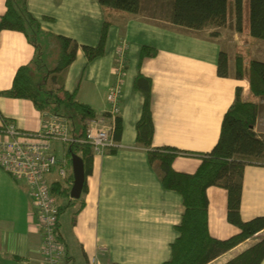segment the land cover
<instances>
[{
  "label": "crops",
  "instance_id": "obj_1",
  "mask_svg": "<svg viewBox=\"0 0 264 264\" xmlns=\"http://www.w3.org/2000/svg\"><path fill=\"white\" fill-rule=\"evenodd\" d=\"M27 4L42 30L50 33L42 38L46 51L59 53L53 34L73 38L79 45L96 46L103 23L109 22L104 55L88 61L80 47L75 61L55 81L57 87L63 85L65 90L76 92V100L90 105L96 116L109 108L107 95L114 82L117 48L127 44L120 111L123 132L116 152L93 155L87 191L81 199L72 203L71 196L59 200L64 207L59 212L58 228L66 246V264H90L94 257L101 264H163L171 258V245L179 236L177 225L185 207L178 192L163 187L149 162L148 149L136 140L144 95L134 81L139 73L152 81V147L183 152L174 160V169L194 173L202 161L200 155L210 152L218 142L236 88L243 89L245 100L259 103L262 99L251 94L247 77L250 60L264 61V40L249 36L248 0L244 2L242 31L236 28L233 1H229L225 27L201 30L169 22L165 1L141 0L137 13L105 7L98 0H27ZM5 10V0H0V17ZM214 31L218 34L212 35ZM144 45L156 48L157 55L139 63ZM222 51L228 54L227 77L217 74ZM34 54L35 48L24 33L0 32V126L11 120L24 130L41 127L43 111L31 100L1 94L12 87L18 68L28 64ZM237 56L244 59L243 79L236 77ZM69 126L71 136L77 137L81 132L78 125L71 127L69 120ZM52 146L58 158L65 157L63 143L53 140ZM66 162L67 177L63 179L55 166L47 175L50 184L70 180L73 166ZM207 196L210 234L226 239L239 233V227L227 219V190L213 185ZM262 215L264 163L251 162L244 168L241 217L249 221ZM263 236L264 230L208 264H224ZM42 241L28 184L0 166V264H43Z\"/></svg>",
  "mask_w": 264,
  "mask_h": 264
},
{
  "label": "trees",
  "instance_id": "obj_2",
  "mask_svg": "<svg viewBox=\"0 0 264 264\" xmlns=\"http://www.w3.org/2000/svg\"><path fill=\"white\" fill-rule=\"evenodd\" d=\"M103 6L127 13H137L141 9V0H98ZM167 2L168 13L165 18L174 25L201 30L210 26L225 27L228 20L229 1L231 0H161ZM236 16V28L242 31L245 0H232ZM6 10L0 17V32L15 30L24 33L34 46L33 59L18 68L12 87L1 92L12 98L31 100L39 111L65 115L70 121L74 115L66 113L65 107H70L77 115L82 130L75 137L77 140L85 137L87 118L95 117L93 108L76 100V92H69L60 85L56 90L47 86L49 76L58 80L59 74L75 61L77 51L81 47L88 61H92L105 53L109 32V22L105 21L101 30L99 43L96 46L79 45L70 37L52 35L59 43V56L54 68L45 71V53L43 36L46 33L41 28V22L29 11L27 0H5ZM249 36L256 40H264V0H248ZM214 31L212 35H217ZM157 55V49L142 46L140 60ZM52 74V75H51ZM217 74L221 77L229 75L228 54L222 51L217 62ZM245 75L244 59L236 57V77L243 79ZM247 77L250 92L253 96L264 97V61L252 59L249 61ZM134 86L144 95V103L140 119L136 124V140L148 149L149 162L159 175L165 189L178 192L185 207L177 230L179 236L171 245V258L163 264H208L221 254L235 248L242 242L252 238L264 230V215L249 221L241 217V198L243 191V176L246 164L251 162L264 163V135L255 131L259 103L252 99L245 100L243 89L236 88L235 98L224 114L220 136L213 149L200 155L202 161L194 173L180 172L174 169L173 162L183 152L171 148H153L154 134L153 116L151 111V86L149 77L139 73ZM62 97H60V95ZM65 106V107H64ZM73 116V117H72ZM71 121V127H75ZM123 132L122 118L117 117L115 141L121 140ZM65 158L72 163V156L78 155L84 163L85 181L82 195L87 191V177L92 172L93 153L91 145L80 141L65 144ZM107 152H116V147ZM71 180V181H70ZM66 183L54 182L51 192L60 199L71 196L74 175ZM70 182V185H67ZM219 186L227 190V219L239 227L240 231L226 239L213 237L209 232V200L207 189ZM81 197L79 199H81ZM79 199H70V203ZM83 206V204L81 205ZM64 207L59 205V212ZM264 260V236L248 249L228 260L224 264H261Z\"/></svg>",
  "mask_w": 264,
  "mask_h": 264
},
{
  "label": "built area",
  "instance_id": "obj_3",
  "mask_svg": "<svg viewBox=\"0 0 264 264\" xmlns=\"http://www.w3.org/2000/svg\"><path fill=\"white\" fill-rule=\"evenodd\" d=\"M127 44L117 48L114 64V82L107 95L108 110L101 115L87 118L85 137L77 140L71 136L69 119L65 115L43 111V120L38 130L20 129L11 121H3L0 126V166L14 179L24 180L33 197L34 206L43 231L41 252L43 264H66V246L59 233V202L51 192L47 179L50 171L58 166L59 175L67 177L66 158H58L52 141L59 140L64 145L80 141L92 147V153L104 154L116 147L115 131L117 117L121 111ZM259 136L264 135V98L259 101L256 119ZM255 125V127H256ZM90 264H101L97 257Z\"/></svg>",
  "mask_w": 264,
  "mask_h": 264
},
{
  "label": "rangeland",
  "instance_id": "obj_4",
  "mask_svg": "<svg viewBox=\"0 0 264 264\" xmlns=\"http://www.w3.org/2000/svg\"><path fill=\"white\" fill-rule=\"evenodd\" d=\"M143 1H161V0H143ZM232 1V0H231ZM245 1H247V0H245ZM161 13H164L165 14V11L164 12H161ZM58 56H59V53H58V51H54V50H49L48 49V51H46V53H45V58H44V60H45V63H46V68H45V71L44 70H42L41 72H40V74H38L40 77H41V75H42V73H45L46 71H48L49 69H52V67L53 66H55V64L57 63V60H58ZM52 75V74H51ZM47 86L48 87H50V88H52V89H55V88H58L57 87V84H55V80H52L51 79V76H49V79H48V83H47ZM60 95V97H62V95L61 94H59ZM65 107V106H64ZM64 112H68V113H72L73 115H74V117H73V119H71V121L72 122H75L77 125H78V127H79V130L81 131L82 130V123H80V121H79V118L77 117V115H75L73 112H72V110H71V108L70 107H65V111ZM71 121H70V123H71ZM75 124V125H76ZM85 124V123H84ZM62 143V142H61ZM59 156V155H58Z\"/></svg>",
  "mask_w": 264,
  "mask_h": 264
},
{
  "label": "water",
  "instance_id": "obj_5",
  "mask_svg": "<svg viewBox=\"0 0 264 264\" xmlns=\"http://www.w3.org/2000/svg\"><path fill=\"white\" fill-rule=\"evenodd\" d=\"M72 166L74 182L71 188V197L73 199H79L81 197L85 181L84 163L80 156L75 154L72 156Z\"/></svg>",
  "mask_w": 264,
  "mask_h": 264
},
{
  "label": "bare ground",
  "instance_id": "obj_6",
  "mask_svg": "<svg viewBox=\"0 0 264 264\" xmlns=\"http://www.w3.org/2000/svg\"><path fill=\"white\" fill-rule=\"evenodd\" d=\"M11 121V120H10Z\"/></svg>",
  "mask_w": 264,
  "mask_h": 264
}]
</instances>
